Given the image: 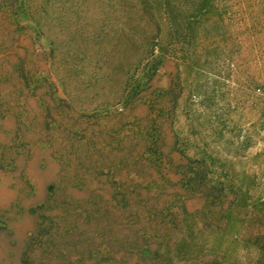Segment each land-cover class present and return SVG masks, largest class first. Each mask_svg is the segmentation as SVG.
<instances>
[{"label":"rangeland","instance_id":"obj_1","mask_svg":"<svg viewBox=\"0 0 264 264\" xmlns=\"http://www.w3.org/2000/svg\"><path fill=\"white\" fill-rule=\"evenodd\" d=\"M0 264H264V0H0Z\"/></svg>","mask_w":264,"mask_h":264}]
</instances>
